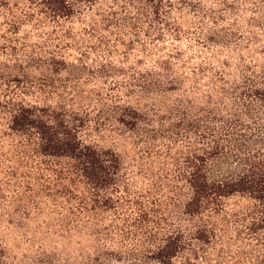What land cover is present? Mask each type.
Returning <instances> with one entry per match:
<instances>
[{
    "label": "trees",
    "instance_id": "obj_1",
    "mask_svg": "<svg viewBox=\"0 0 264 264\" xmlns=\"http://www.w3.org/2000/svg\"><path fill=\"white\" fill-rule=\"evenodd\" d=\"M0 264H264V0H0Z\"/></svg>",
    "mask_w": 264,
    "mask_h": 264
},
{
    "label": "rangeland",
    "instance_id": "obj_2",
    "mask_svg": "<svg viewBox=\"0 0 264 264\" xmlns=\"http://www.w3.org/2000/svg\"><path fill=\"white\" fill-rule=\"evenodd\" d=\"M131 133L124 132L122 134H116L112 132H106L101 137L97 138V142L105 148L114 149L117 153L122 157V159L128 162L134 156L135 147L132 143ZM10 235V234H9ZM10 237V236H9ZM10 239V238H9ZM11 246L10 248L13 250V253L17 255V257L22 256L26 250V243L20 237L11 234L10 239ZM62 246V247H61ZM58 245V250L62 252L71 251V248H67L66 245ZM80 261L79 259L72 258L71 262Z\"/></svg>",
    "mask_w": 264,
    "mask_h": 264
}]
</instances>
